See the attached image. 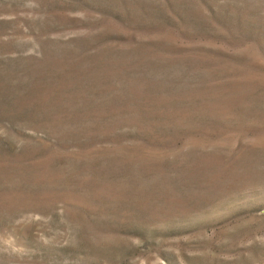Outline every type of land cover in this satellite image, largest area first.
Wrapping results in <instances>:
<instances>
[{
	"label": "rangeland",
	"instance_id": "rangeland-1",
	"mask_svg": "<svg viewBox=\"0 0 264 264\" xmlns=\"http://www.w3.org/2000/svg\"><path fill=\"white\" fill-rule=\"evenodd\" d=\"M0 264H264V0H0Z\"/></svg>",
	"mask_w": 264,
	"mask_h": 264
}]
</instances>
